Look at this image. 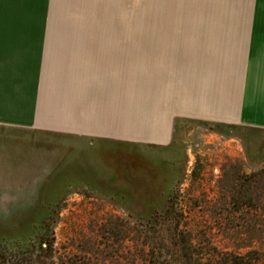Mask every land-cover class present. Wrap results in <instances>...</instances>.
<instances>
[{
  "label": "rangeland",
  "instance_id": "obj_1",
  "mask_svg": "<svg viewBox=\"0 0 264 264\" xmlns=\"http://www.w3.org/2000/svg\"><path fill=\"white\" fill-rule=\"evenodd\" d=\"M211 30L246 48L264 121V0H0V56H186ZM260 241L264 126L179 119L166 146L0 127L6 264H205Z\"/></svg>",
  "mask_w": 264,
  "mask_h": 264
},
{
  "label": "crops",
  "instance_id": "obj_2",
  "mask_svg": "<svg viewBox=\"0 0 264 264\" xmlns=\"http://www.w3.org/2000/svg\"><path fill=\"white\" fill-rule=\"evenodd\" d=\"M208 32L186 56H0V127L149 146L179 119L262 128L246 48Z\"/></svg>",
  "mask_w": 264,
  "mask_h": 264
},
{
  "label": "trees",
  "instance_id": "obj_3",
  "mask_svg": "<svg viewBox=\"0 0 264 264\" xmlns=\"http://www.w3.org/2000/svg\"><path fill=\"white\" fill-rule=\"evenodd\" d=\"M259 248L252 249L245 254H228L227 257H216V260L208 261L205 264H263L264 261V243L263 241L258 242ZM44 246V247H43ZM46 254L52 257V244L38 242L37 245L32 246V256L39 257V254ZM7 262L4 258H0V264H6ZM188 264H202L201 262H188ZM204 264V263H203Z\"/></svg>",
  "mask_w": 264,
  "mask_h": 264
}]
</instances>
